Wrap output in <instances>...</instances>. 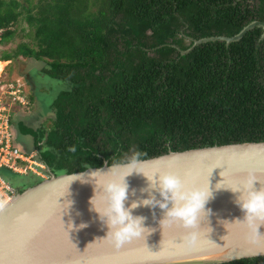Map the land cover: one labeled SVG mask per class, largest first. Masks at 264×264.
I'll list each match as a JSON object with an SVG mask.
<instances>
[{
  "label": "trees",
  "instance_id": "1",
  "mask_svg": "<svg viewBox=\"0 0 264 264\" xmlns=\"http://www.w3.org/2000/svg\"><path fill=\"white\" fill-rule=\"evenodd\" d=\"M21 22L36 48L22 44L0 63L44 61L45 75L70 85L50 128L29 132L50 150L42 161L55 176L135 152L147 160L264 142V30L182 55L190 39L233 38L264 22V0H0V47ZM34 179L31 187L44 181Z\"/></svg>",
  "mask_w": 264,
  "mask_h": 264
},
{
  "label": "water",
  "instance_id": "2",
  "mask_svg": "<svg viewBox=\"0 0 264 264\" xmlns=\"http://www.w3.org/2000/svg\"><path fill=\"white\" fill-rule=\"evenodd\" d=\"M257 28L264 30V22L251 23L233 38L190 39L193 46L182 55L207 43L221 41L229 46ZM110 170L106 163L101 168L55 176L48 168V179L16 194L0 211V264H230L264 258V237L254 240L247 227L236 221L243 220L244 212L234 202L236 194L227 189L240 186L249 170L261 180L255 187H264V142L173 152L142 160L145 176L133 173L127 178V205L147 198L151 183L147 177L171 170L190 182L210 184L213 198L206 209H211V214H203L202 223L189 230L179 224L160 223L166 210L141 206L134 215L146 217L145 226L151 230L119 250L102 239L108 229L90 204L96 190L94 182L111 178L101 177L97 171ZM220 182L218 187L225 188L218 190ZM152 192L161 199L157 191ZM96 203L101 208L104 205L99 189ZM70 223L76 227L70 229ZM81 223L88 227L78 229Z\"/></svg>",
  "mask_w": 264,
  "mask_h": 264
},
{
  "label": "clouds",
  "instance_id": "3",
  "mask_svg": "<svg viewBox=\"0 0 264 264\" xmlns=\"http://www.w3.org/2000/svg\"><path fill=\"white\" fill-rule=\"evenodd\" d=\"M24 85L26 84L19 79ZM27 93V92H26ZM28 97V96H27ZM29 98V97H28ZM142 154L135 152L126 159L110 166L109 172L97 171L101 177H111L106 180L97 179L95 195L90 200L91 210L98 214L99 220L106 225L108 231L106 239L115 249L119 250L124 244L139 239L149 232L151 228L145 226L146 217L134 215V210L143 206L155 209L159 207L166 210L165 217L160 223L179 224L185 229H195L202 223L203 214H211V209H206V205L213 198V191L210 184L207 186L190 182L175 171L157 172L152 179L147 198L133 201L130 205L126 202L129 198V184L127 178L133 173L144 176L142 170ZM261 180L255 171L249 170L248 175L240 186L229 187L236 194L235 204L244 212L243 220L237 219L250 231L254 240L259 241L264 237L261 228L264 227V187L257 189L255 183ZM222 189L225 187H218ZM97 189L103 197V207H98L96 203ZM152 190L159 193L161 199H157ZM68 206V208L71 205ZM171 203V207L169 204ZM66 209V211L68 210ZM65 211V212H66ZM65 226V225H64ZM70 229L76 227L69 224ZM88 227L87 223H81L78 229ZM194 236V233H189Z\"/></svg>",
  "mask_w": 264,
  "mask_h": 264
},
{
  "label": "rangeland",
  "instance_id": "4",
  "mask_svg": "<svg viewBox=\"0 0 264 264\" xmlns=\"http://www.w3.org/2000/svg\"><path fill=\"white\" fill-rule=\"evenodd\" d=\"M15 30L16 35L10 43L0 47V57L3 53L14 52L22 44H27L32 48H36L34 32L26 25V23L21 22ZM6 63L7 66L4 63L2 64L4 67L3 69H5V73L2 77H0V81L6 80V82L9 83L16 82L21 79L26 84L25 93L27 92L26 95L28 97L33 96L32 89L37 92L34 97L37 99L39 105V109H36L34 107L35 100H31L32 105L25 110L21 109L20 111L21 114H23L22 116H25V119L20 121L19 119L21 117H19V119L15 117V126L19 129L17 135L18 143L27 153L37 151L41 158L47 157L48 153H50L48 147L44 144L39 145V147H35L29 132L30 129L36 130L41 126L50 128L53 104L62 92L70 89V85L66 82L54 80L45 75V73L42 72L45 67L44 61H28L24 58H18L17 60ZM22 140L26 141L28 145H30L31 150L24 148ZM36 160L39 161V157ZM47 171L43 173L44 176ZM1 174L16 190L20 191L27 190L35 182V176L32 174L25 176L14 175L7 170H4ZM45 179H48V177L45 176Z\"/></svg>",
  "mask_w": 264,
  "mask_h": 264
},
{
  "label": "built area",
  "instance_id": "5",
  "mask_svg": "<svg viewBox=\"0 0 264 264\" xmlns=\"http://www.w3.org/2000/svg\"><path fill=\"white\" fill-rule=\"evenodd\" d=\"M5 73L1 74L0 77ZM21 81L7 83L0 81V211L9 204L16 195L15 188L2 176L7 170L14 175H29L45 179L46 164L36 151L27 153L18 143V129L14 125L15 117L21 109L30 106ZM39 157V161L36 159Z\"/></svg>",
  "mask_w": 264,
  "mask_h": 264
},
{
  "label": "crops",
  "instance_id": "6",
  "mask_svg": "<svg viewBox=\"0 0 264 264\" xmlns=\"http://www.w3.org/2000/svg\"><path fill=\"white\" fill-rule=\"evenodd\" d=\"M1 64H3V63H1ZM21 78H22V77H21ZM22 79H24V78H22ZM32 91H33V96H32V97H34V96L37 94V92L34 91V89H32ZM34 100H35V101H34V102H35L34 107H35L36 109H39L38 101H37V99H36L35 97H34ZM36 101H37V102H36ZM23 110H25V109H23ZM23 110H22V111H23ZM22 115H23V114H18V115L16 116V118L19 119V117H21L19 120H20V121H23V120L25 119V118H24L25 116H22ZM32 141H33V140H32ZM22 144H23V146L26 145V146L28 147V149L31 150V149H30V145H28V143H27L26 141L22 140Z\"/></svg>",
  "mask_w": 264,
  "mask_h": 264
},
{
  "label": "flooded vegetation",
  "instance_id": "7",
  "mask_svg": "<svg viewBox=\"0 0 264 264\" xmlns=\"http://www.w3.org/2000/svg\"><path fill=\"white\" fill-rule=\"evenodd\" d=\"M24 148H25V149H28V147H27L26 145H24ZM47 169H48V168H47ZM51 173H52V172H51ZM47 174H48V171H47ZM47 177H50V175H47ZM44 180H46V179H44ZM15 192H16V194L21 193L20 190H16V189H15Z\"/></svg>",
  "mask_w": 264,
  "mask_h": 264
},
{
  "label": "bare ground",
  "instance_id": "8",
  "mask_svg": "<svg viewBox=\"0 0 264 264\" xmlns=\"http://www.w3.org/2000/svg\"><path fill=\"white\" fill-rule=\"evenodd\" d=\"M4 67H3V65L0 63V76H1V74L3 73V71L5 70V69H3Z\"/></svg>",
  "mask_w": 264,
  "mask_h": 264
}]
</instances>
